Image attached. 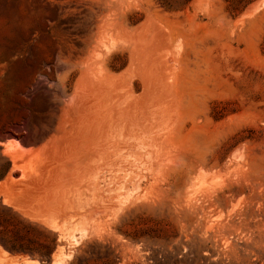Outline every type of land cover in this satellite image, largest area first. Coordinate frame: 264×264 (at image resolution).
Listing matches in <instances>:
<instances>
[{"label":"rangeland","instance_id":"obj_1","mask_svg":"<svg viewBox=\"0 0 264 264\" xmlns=\"http://www.w3.org/2000/svg\"><path fill=\"white\" fill-rule=\"evenodd\" d=\"M0 239L264 264V0H0Z\"/></svg>","mask_w":264,"mask_h":264},{"label":"bare ground","instance_id":"obj_2","mask_svg":"<svg viewBox=\"0 0 264 264\" xmlns=\"http://www.w3.org/2000/svg\"><path fill=\"white\" fill-rule=\"evenodd\" d=\"M263 2V1H262ZM255 4V3H254ZM257 4V3H256ZM261 4V2L259 3ZM254 10V8H253ZM248 11V10H247ZM251 11V10H250ZM246 13V11H245ZM249 13V12H248ZM251 13V12H250ZM247 14V13H246ZM3 144H6L5 146H8L10 150H13L14 152H17L16 154H20L18 150L23 149L21 144L18 141L8 140L6 143L2 142ZM6 148V147H5ZM6 150V149H5ZM9 150V151H10ZM6 152V151H5ZM13 153V152H12ZM3 252V251H2Z\"/></svg>","mask_w":264,"mask_h":264},{"label":"trees","instance_id":"obj_3","mask_svg":"<svg viewBox=\"0 0 264 264\" xmlns=\"http://www.w3.org/2000/svg\"><path fill=\"white\" fill-rule=\"evenodd\" d=\"M0 242L2 243V245H3L5 248L9 249L10 251H13V250H16V249H17L16 246H15V244H12L11 247L8 246L6 240H4V239H0Z\"/></svg>","mask_w":264,"mask_h":264}]
</instances>
